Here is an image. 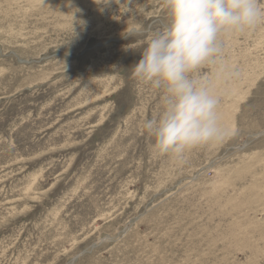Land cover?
I'll list each match as a JSON object with an SVG mask.
<instances>
[{
  "label": "rangeland",
  "instance_id": "374dc122",
  "mask_svg": "<svg viewBox=\"0 0 264 264\" xmlns=\"http://www.w3.org/2000/svg\"><path fill=\"white\" fill-rule=\"evenodd\" d=\"M169 19L165 0H0V264H264V24L221 36L229 137L177 161L133 74Z\"/></svg>",
  "mask_w": 264,
  "mask_h": 264
},
{
  "label": "clouds",
  "instance_id": "9594fccd",
  "mask_svg": "<svg viewBox=\"0 0 264 264\" xmlns=\"http://www.w3.org/2000/svg\"><path fill=\"white\" fill-rule=\"evenodd\" d=\"M165 4L169 23L152 34L133 74L160 94L159 113L142 123L153 140V152L183 161L193 149L229 137L214 80L234 78L238 73L220 63L221 36L264 24V4L261 0H165ZM210 66L215 73L204 76L202 70Z\"/></svg>",
  "mask_w": 264,
  "mask_h": 264
}]
</instances>
